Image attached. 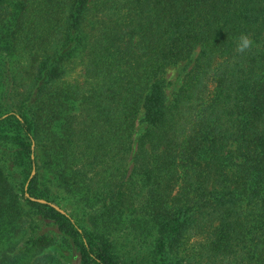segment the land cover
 <instances>
[{
	"label": "trees",
	"instance_id": "trees-1",
	"mask_svg": "<svg viewBox=\"0 0 264 264\" xmlns=\"http://www.w3.org/2000/svg\"><path fill=\"white\" fill-rule=\"evenodd\" d=\"M9 138L36 173L28 214L0 166V264H264V0H0Z\"/></svg>",
	"mask_w": 264,
	"mask_h": 264
},
{
	"label": "rangeland",
	"instance_id": "rangeland-1",
	"mask_svg": "<svg viewBox=\"0 0 264 264\" xmlns=\"http://www.w3.org/2000/svg\"><path fill=\"white\" fill-rule=\"evenodd\" d=\"M12 63L8 62V66H11ZM189 67L186 66L185 63L179 64L172 68L168 69L166 77L171 81L172 86L169 88L168 93L170 96V100L173 98L174 93L178 90L181 85V80ZM141 124H138V130H140ZM39 157H41L39 150H37ZM0 166L3 167V170L8 177L9 181L15 187L16 191L19 193L20 203L24 210L30 214L32 212V208L26 204V198L22 194V189L25 183H27V177H29V181L35 176L36 171L29 169L28 160L25 155V152L22 151V147H20L17 142L9 138V140H0ZM27 185V184H26ZM53 197L52 201L48 203L52 208L60 213H65L67 215L73 216L76 220H83V217L87 214V210L82 208L80 204H76L74 200H72L68 195L66 197V193L64 191L59 190L56 187L52 188ZM22 196V197H21ZM30 201L45 205L47 202L44 199H36L34 197L29 196ZM41 220V219H39ZM52 227L50 226V222L46 220H41L38 226L35 228V235L39 236L43 233L52 231ZM54 232V231H52ZM30 232L28 231V235L24 237L20 241V245L24 244L29 236ZM56 234V233H53ZM65 259L62 260L64 264H77L78 254L74 251L64 252ZM71 256V262L68 260V257Z\"/></svg>",
	"mask_w": 264,
	"mask_h": 264
},
{
	"label": "clouds",
	"instance_id": "clouds-1",
	"mask_svg": "<svg viewBox=\"0 0 264 264\" xmlns=\"http://www.w3.org/2000/svg\"><path fill=\"white\" fill-rule=\"evenodd\" d=\"M253 46L252 39L247 34H241L236 41V51L244 53Z\"/></svg>",
	"mask_w": 264,
	"mask_h": 264
}]
</instances>
